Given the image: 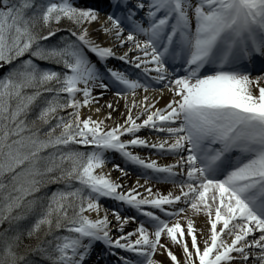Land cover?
Instances as JSON below:
<instances>
[{
  "label": "snow or ice",
  "instance_id": "obj_1",
  "mask_svg": "<svg viewBox=\"0 0 264 264\" xmlns=\"http://www.w3.org/2000/svg\"><path fill=\"white\" fill-rule=\"evenodd\" d=\"M97 2L0 0V264H264V0Z\"/></svg>",
  "mask_w": 264,
  "mask_h": 264
},
{
  "label": "bare ground",
  "instance_id": "obj_2",
  "mask_svg": "<svg viewBox=\"0 0 264 264\" xmlns=\"http://www.w3.org/2000/svg\"><path fill=\"white\" fill-rule=\"evenodd\" d=\"M96 6L99 7L101 9L102 13H103L104 11L107 10V0H98ZM93 27L96 28V27H98V25H93ZM93 35L95 36L96 33H93ZM99 39L102 40V39H104V37L101 36V37H99ZM110 64L112 66L118 67V68L119 67H127L126 65H122L121 62L116 61V60H112L110 62ZM260 66H261L260 65V61L257 60L256 65H255L256 69H259ZM258 74H260V73L258 71H255V70L252 73L253 77H255ZM260 85L264 86V80L260 81ZM167 98L168 97L166 95L165 96V100H167ZM106 101L115 103L114 97H113L111 92L106 93L104 95L103 99L100 101V103L104 104ZM163 103H164V101H161V104H163ZM118 108H119V111L113 113L114 119H116V120H120L121 119V114H123L125 112V109L123 107V101L119 102ZM106 112H107V110H104L102 115H106ZM84 113L87 114V109L84 110ZM93 118H96L94 112H93ZM140 135H142V136H150L151 135L152 139H156V137L154 135H152L151 133H149L146 130L142 131L140 133ZM134 151L139 152L143 156H151L153 159H158L161 164L170 163V162H172V159H173L170 156L159 157V156L155 155L153 152H151L149 150L135 149ZM113 163L121 164L122 167H125L131 173V175L129 177L125 178V180L123 182L126 185H128V186L133 185L135 180H136V178H137L136 177V173L133 170V168L129 167L128 165H126L124 163V161L117 154L115 156L110 157V162L106 165L105 171L111 170ZM111 175H112V178L115 179L120 174L118 172H116V171H112ZM141 182H143V181H141ZM168 188H169V186L165 185L163 183H160V184H157V185L154 186V190H159V191H162V192H167ZM101 203L106 208H117L118 207L117 202L111 201V200H102ZM121 211H123V209H121ZM199 224H201V225L203 224V218L202 217L199 220ZM134 227H135V225L130 223L128 226H126L125 231H131V230H133ZM98 257H99V260H98ZM111 258H113V257L112 256H108L106 254L103 245H97V247L95 249V253L91 257L90 264H116L115 262H113V259H111ZM114 258L116 259V257H114ZM156 258L161 260L163 262V264H168V259H167L166 256H161V255L158 254Z\"/></svg>",
  "mask_w": 264,
  "mask_h": 264
},
{
  "label": "trees",
  "instance_id": "obj_3",
  "mask_svg": "<svg viewBox=\"0 0 264 264\" xmlns=\"http://www.w3.org/2000/svg\"><path fill=\"white\" fill-rule=\"evenodd\" d=\"M67 26H68V25H67L66 22H63V21L61 22L60 27H67ZM61 34H62V33H58V35H61ZM52 39L55 40L56 38L53 37ZM38 63H40V65H42V66L47 65V64H45L44 62H38ZM53 67H57V66L53 65ZM57 70H59V69L57 68ZM56 187H57L56 185H52V186H51L52 190H55Z\"/></svg>",
  "mask_w": 264,
  "mask_h": 264
},
{
  "label": "rangeland",
  "instance_id": "obj_4",
  "mask_svg": "<svg viewBox=\"0 0 264 264\" xmlns=\"http://www.w3.org/2000/svg\"><path fill=\"white\" fill-rule=\"evenodd\" d=\"M4 227H7V224H5Z\"/></svg>",
  "mask_w": 264,
  "mask_h": 264
}]
</instances>
